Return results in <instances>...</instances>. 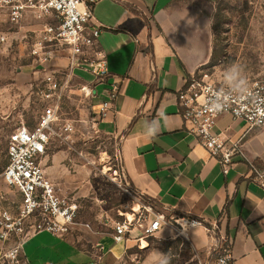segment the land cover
<instances>
[{
	"label": "crops",
	"instance_id": "obj_1",
	"mask_svg": "<svg viewBox=\"0 0 264 264\" xmlns=\"http://www.w3.org/2000/svg\"><path fill=\"white\" fill-rule=\"evenodd\" d=\"M214 1L84 0L92 6L91 25L100 30L98 49L109 78L107 84L96 86L93 78L90 83L76 74L74 78L95 88L97 97L102 88L103 97L95 98L98 110L106 99L105 90L117 86L107 116L96 120L115 138L129 186L168 217L201 223L187 232L188 240L176 238L166 226L153 241L178 243L179 252L186 254L183 264H197L212 256V247L222 236L231 244V264H264V191L250 178L252 166L264 170V127L248 131L244 122L230 115L217 119L215 131L240 142L239 153L224 174L217 160L187 132L177 101L189 79L202 77L213 55L210 10ZM52 64L66 66L68 55L62 54ZM54 169L52 165L46 171L57 185ZM136 235L122 248L136 246ZM111 245L116 244L110 235L100 240L97 247L102 256ZM141 245L144 264L163 262L160 248ZM23 253L29 264H105L74 237L58 238L48 232L29 236Z\"/></svg>",
	"mask_w": 264,
	"mask_h": 264
},
{
	"label": "built area",
	"instance_id": "obj_2",
	"mask_svg": "<svg viewBox=\"0 0 264 264\" xmlns=\"http://www.w3.org/2000/svg\"><path fill=\"white\" fill-rule=\"evenodd\" d=\"M0 9L6 12L11 24H20L27 15L42 21L39 29L28 31L24 37L28 40L34 68L43 74L47 93L41 92L43 106L36 123L32 127H21L10 135L7 164L0 173L1 199L5 200L6 196L2 187L12 190L20 198L17 218L7 209L0 212V242L12 241L13 244L0 250V264H29L23 253L25 240L39 232H48L58 238L68 237L78 213L77 199L59 192L43 164L58 117V104L53 95L66 87V79L74 77L77 70L91 75L94 86L107 84L109 74L105 57L98 49L100 30L91 25L94 19L91 4H85L84 0H0ZM62 54L68 55V64L54 66L52 61ZM83 90L88 96L97 97L93 92L95 88L84 86ZM105 91L106 99L101 102L96 115L99 121L107 116L118 88L113 84ZM177 101L187 132L217 160L224 174L232 167L240 142H232L225 134L217 133V119L230 115L233 120L244 122L248 131L264 127V77L226 84L206 80L205 76L192 77L178 92ZM63 130L70 132L71 125H66ZM117 157L121 165L119 153ZM251 169V180L264 191V170L255 166ZM125 192L137 200V205L131 209V217L126 213L114 222L110 237L116 245L124 244L131 235L137 234L133 240L141 251V242H147L166 226L174 230L176 238L188 240L187 232L201 225L196 219L168 217L153 201H145L143 194L130 186ZM212 253L206 262L197 264L232 263L231 244L226 238L218 236ZM131 264L144 262L138 258L131 260Z\"/></svg>",
	"mask_w": 264,
	"mask_h": 264
},
{
	"label": "rangeland",
	"instance_id": "obj_3",
	"mask_svg": "<svg viewBox=\"0 0 264 264\" xmlns=\"http://www.w3.org/2000/svg\"><path fill=\"white\" fill-rule=\"evenodd\" d=\"M210 11L216 60L204 68L201 76L221 84L264 77V0H215ZM41 23L25 17L20 24H11L0 9V173L7 164L10 135L36 123L43 106L41 92L47 93L43 74L34 68L24 37L27 30L39 29ZM75 74L88 83L93 78L81 72ZM66 81V87L53 95L58 117L43 164L46 170L56 166L59 192L77 199L78 213L69 236L93 251L99 262L144 261L146 256L136 246L111 245L105 256L97 247L102 238L113 233L114 222L136 207L137 200L125 192L129 184L117 157L115 138L107 135L96 120L97 100L88 96L74 77ZM102 97L100 88L97 99ZM66 125H71L70 132L63 130ZM2 191L6 196L5 200L0 197V212L7 209L17 218L20 198L12 190L2 187ZM11 243L0 242V250ZM147 243L161 249L164 260L159 264H183L186 254L179 252L178 243L157 244L152 238Z\"/></svg>",
	"mask_w": 264,
	"mask_h": 264
},
{
	"label": "trees",
	"instance_id": "obj_4",
	"mask_svg": "<svg viewBox=\"0 0 264 264\" xmlns=\"http://www.w3.org/2000/svg\"><path fill=\"white\" fill-rule=\"evenodd\" d=\"M215 60H216V58H215V51H213V55H212L211 60H210V62H209L208 65H210V64L213 65L215 63Z\"/></svg>",
	"mask_w": 264,
	"mask_h": 264
},
{
	"label": "bare ground",
	"instance_id": "obj_5",
	"mask_svg": "<svg viewBox=\"0 0 264 264\" xmlns=\"http://www.w3.org/2000/svg\"><path fill=\"white\" fill-rule=\"evenodd\" d=\"M132 214H133V211H130L129 214H128L127 216L131 217ZM141 246L146 248V247H147V243L143 240Z\"/></svg>",
	"mask_w": 264,
	"mask_h": 264
}]
</instances>
